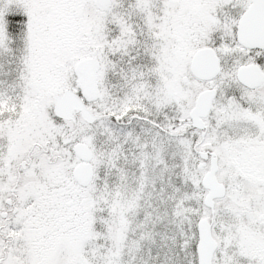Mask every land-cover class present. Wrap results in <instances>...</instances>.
Returning <instances> with one entry per match:
<instances>
[{
    "label": "snow or ice",
    "instance_id": "snow-or-ice-1",
    "mask_svg": "<svg viewBox=\"0 0 264 264\" xmlns=\"http://www.w3.org/2000/svg\"><path fill=\"white\" fill-rule=\"evenodd\" d=\"M0 264H264V0H0Z\"/></svg>",
    "mask_w": 264,
    "mask_h": 264
}]
</instances>
